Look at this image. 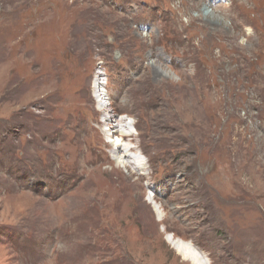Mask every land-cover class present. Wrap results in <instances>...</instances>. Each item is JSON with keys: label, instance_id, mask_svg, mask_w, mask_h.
Wrapping results in <instances>:
<instances>
[{"label": "rangeland", "instance_id": "374dc122", "mask_svg": "<svg viewBox=\"0 0 264 264\" xmlns=\"http://www.w3.org/2000/svg\"><path fill=\"white\" fill-rule=\"evenodd\" d=\"M247 8L0 0V264H194L170 234L209 264H264V25Z\"/></svg>", "mask_w": 264, "mask_h": 264}, {"label": "bare ground", "instance_id": "6f19581e", "mask_svg": "<svg viewBox=\"0 0 264 264\" xmlns=\"http://www.w3.org/2000/svg\"><path fill=\"white\" fill-rule=\"evenodd\" d=\"M236 1V5H240L243 8L248 7V10H251L252 12H254V18L256 19H261L263 23H261L259 21V24L261 26L264 25V0H235ZM257 34L251 33L250 34V38L254 40V37ZM258 46H263V44L260 42L258 44ZM99 84H101V82L98 83V92H100V90H102L103 88H101L102 84L99 86ZM104 92V91H103ZM107 106V105H106ZM119 122V121H118ZM115 132H113L112 135H114ZM116 133H121L122 135H124L125 133L119 129L118 132ZM115 133V134H116ZM121 135V136H122ZM119 144V143H118ZM117 145V144H116ZM119 150V149H118ZM126 150V149H125ZM128 152V151H127ZM128 155V154H127ZM125 156H121L119 157L120 160H122ZM135 157L136 161L139 164V167L142 168L144 166V162L142 160L141 157H139L138 155L136 156H132ZM130 160V159H129ZM125 162H127L125 160ZM124 162V163H125ZM155 197L153 195L149 196V201L151 203H155L154 206L157 210H160V207L156 204V202L154 201ZM168 241L175 247V249L183 256V258L190 260L191 262H193L194 264H209V262L204 259L203 255L194 247L192 246L190 243H186L182 240H176V238L170 234L168 235Z\"/></svg>", "mask_w": 264, "mask_h": 264}, {"label": "built area", "instance_id": "2783aa9c", "mask_svg": "<svg viewBox=\"0 0 264 264\" xmlns=\"http://www.w3.org/2000/svg\"><path fill=\"white\" fill-rule=\"evenodd\" d=\"M101 82V81H100ZM104 84H105V82H104ZM103 88H104V86H103ZM106 89H104V92H98V94H97V100H98V103H100V105H102L101 107H107L106 105H107V99H106V96H107V94H106Z\"/></svg>", "mask_w": 264, "mask_h": 264}]
</instances>
